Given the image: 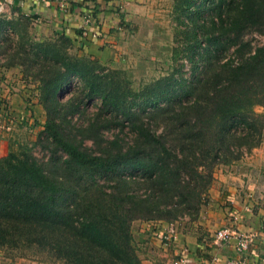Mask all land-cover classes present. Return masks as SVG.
<instances>
[{
	"label": "trees",
	"instance_id": "1",
	"mask_svg": "<svg viewBox=\"0 0 264 264\" xmlns=\"http://www.w3.org/2000/svg\"><path fill=\"white\" fill-rule=\"evenodd\" d=\"M172 1L178 24L190 21L172 56L184 54L188 74L177 64L138 90L83 52L80 26L33 37L27 16L0 19V66L35 85L44 114L32 143L14 139L0 157V249L60 264H140L131 224L195 220L214 167L259 144L264 44L251 52L243 35H264V0ZM75 8L93 23L100 12ZM111 11L116 38L129 19Z\"/></svg>",
	"mask_w": 264,
	"mask_h": 264
},
{
	"label": "crops",
	"instance_id": "2",
	"mask_svg": "<svg viewBox=\"0 0 264 264\" xmlns=\"http://www.w3.org/2000/svg\"><path fill=\"white\" fill-rule=\"evenodd\" d=\"M91 1L94 3L89 0L83 3L82 0H0L7 10L0 14V19L27 16L30 18L29 35L47 37L63 28L80 26L82 17L76 5L86 6L87 10L94 6L100 11L95 22L100 25L101 33L97 32L95 22L90 23L89 32L95 35L89 33L81 40L82 49L100 63H112L117 44L115 36L107 34L112 24L107 10L116 8L121 1L108 0L107 4L103 0ZM59 2L65 4L67 14L59 11ZM254 111L264 115L262 107L256 106ZM43 122L35 87L22 80L18 67L0 66V157L6 155L8 143L19 138L17 131L23 130L26 136L38 133ZM166 224L138 221L131 224L130 233L140 264H172L181 258L184 264H226L238 258L233 243L217 244L213 239L214 233L225 227L253 235V243L242 257L250 264H264V125L256 147L236 162L214 167L212 182L196 219L173 223L176 239L165 244L160 236ZM2 259L0 264H15Z\"/></svg>",
	"mask_w": 264,
	"mask_h": 264
},
{
	"label": "rangeland",
	"instance_id": "3",
	"mask_svg": "<svg viewBox=\"0 0 264 264\" xmlns=\"http://www.w3.org/2000/svg\"><path fill=\"white\" fill-rule=\"evenodd\" d=\"M121 3L115 9L116 14L123 10L129 19V24L125 31H122L115 38L116 49H113L112 63H101L107 68L118 69L125 73L133 90H138L143 85L150 83L160 77L167 75L171 68L177 64L183 65L182 70L188 74L189 64L184 54L180 51L176 58V63L172 61L173 50L181 48L182 37L177 35L178 31L184 29V23L189 24L190 21L180 17L182 24H178L175 19L176 14L173 11L172 0H119ZM126 3V4H125ZM197 3L191 6V10L195 9ZM109 12V10H107ZM111 11V10H110ZM112 12V11H111ZM114 17V15L112 14ZM110 18V17H109ZM191 26V25H189ZM30 27V26H29ZM32 27V26H31ZM10 33V32H9ZM44 37V36H43ZM243 41L247 42L251 52L254 48L264 44V35L255 31L247 32L243 35ZM79 85L76 78L70 81L68 87L60 92V97L65 100L69 97V93L75 89L70 84L73 81ZM29 84H34L28 82ZM98 102H91L88 111H94L98 106ZM18 130V129H17ZM19 134L16 143H32L37 133L31 132L26 136L24 131H17ZM110 137L109 134L106 135ZM86 145H90L86 142ZM16 144L11 149H15ZM33 155L37 158L46 155L38 148H35ZM0 254L5 260L15 264H60L48 261L40 256L19 255L18 252L9 249H0ZM1 257V261L3 260Z\"/></svg>",
	"mask_w": 264,
	"mask_h": 264
},
{
	"label": "built area",
	"instance_id": "4",
	"mask_svg": "<svg viewBox=\"0 0 264 264\" xmlns=\"http://www.w3.org/2000/svg\"><path fill=\"white\" fill-rule=\"evenodd\" d=\"M50 1V0H44ZM59 11L63 13H68L67 7L62 2L58 3ZM5 3L0 4V14L3 15L6 12ZM80 19V28L82 29L80 40H83L88 36L89 29L91 28L92 17L90 14L86 13ZM9 33V32H8ZM94 33V32H93ZM94 37V35L91 33ZM78 84L74 80L70 86L76 87ZM164 231H161L160 240L163 243H170L176 239V231L173 223H167L165 225ZM213 239L217 244H229L233 243V251L238 255L237 259H230L226 264H250L242 255L249 249L250 245L253 243V235L251 234H242L230 227H225L216 231L213 235ZM172 264H184L183 259H177Z\"/></svg>",
	"mask_w": 264,
	"mask_h": 264
}]
</instances>
